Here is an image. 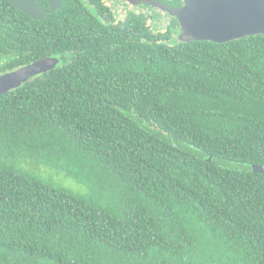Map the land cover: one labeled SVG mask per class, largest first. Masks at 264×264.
<instances>
[{
    "label": "trees",
    "instance_id": "16d2710c",
    "mask_svg": "<svg viewBox=\"0 0 264 264\" xmlns=\"http://www.w3.org/2000/svg\"><path fill=\"white\" fill-rule=\"evenodd\" d=\"M111 6L0 0V74L60 59L0 95V264H264V34L171 42Z\"/></svg>",
    "mask_w": 264,
    "mask_h": 264
},
{
    "label": "water",
    "instance_id": "95a60500",
    "mask_svg": "<svg viewBox=\"0 0 264 264\" xmlns=\"http://www.w3.org/2000/svg\"><path fill=\"white\" fill-rule=\"evenodd\" d=\"M12 5L33 19H43L48 12L59 9L63 0H9ZM132 5L145 4L175 16L181 26L179 40L227 42L248 35L264 34V0H183L176 7L160 0H126ZM58 57L47 56L17 69L0 74V95L20 87L31 78L54 69ZM254 166L256 171H261Z\"/></svg>",
    "mask_w": 264,
    "mask_h": 264
},
{
    "label": "rangeland",
    "instance_id": "374dc122",
    "mask_svg": "<svg viewBox=\"0 0 264 264\" xmlns=\"http://www.w3.org/2000/svg\"><path fill=\"white\" fill-rule=\"evenodd\" d=\"M108 2L109 5L113 4V10L118 11L117 7L119 6V4H123V3H119L118 1L113 0V2L111 0H106ZM115 1V2H114ZM143 7H140L139 9H142ZM159 11L160 9L157 8ZM144 12H146L147 14L151 15L152 12L157 15L156 18L153 19L152 24L154 26H156L159 29L162 30H166V28L162 26L161 22H165V17L164 19L162 18L163 15H160L158 13V11H156V9H151L148 8L147 6H144ZM163 13V12H162ZM166 14V13H165ZM167 15V14H166ZM156 21V22H155ZM181 31H176V35L174 37V39L171 40V42H176L177 39H179V35H180ZM26 168H28L29 170H31L32 172H34L36 175L44 178L45 180H48L54 184L66 187L72 191L75 192H80V193H86L88 191L87 186L84 183L79 182L78 180H76L75 178L71 177V176H67L64 173L53 169L47 165H39V166H35L33 163L28 162V165H26ZM259 170L264 171V166L262 167H257Z\"/></svg>",
    "mask_w": 264,
    "mask_h": 264
},
{
    "label": "flooded vegetation",
    "instance_id": "af4514ba",
    "mask_svg": "<svg viewBox=\"0 0 264 264\" xmlns=\"http://www.w3.org/2000/svg\"><path fill=\"white\" fill-rule=\"evenodd\" d=\"M111 1L113 2V0H111ZM115 1H118L119 3L120 2L123 3V4H119V6L117 7V9H118L117 12H119L120 14L121 13L122 14L125 13V15L127 13H129L130 11L137 10L139 7H142L143 5L146 6L145 4L132 5L131 3L127 2L126 0H115ZM160 1H163V2H166V3H169V4H173L176 7H180V6H182L184 4L183 0L178 1L177 4L176 3H173L172 0H160ZM48 5H49V3H48ZM147 6L150 7L151 9H153V8L156 9V11H158V13L160 15H163V17H162L163 19L165 17L166 23L165 22H161L163 28L165 27L166 30H173L174 32L181 31L180 23H179L178 19L175 16L168 15L166 12L161 11V10L159 11L156 7H152L150 5H147ZM43 7H45V6H43ZM111 7L113 8V4H112ZM45 8H47V7H45ZM152 14L155 15L153 12H152Z\"/></svg>",
    "mask_w": 264,
    "mask_h": 264
}]
</instances>
